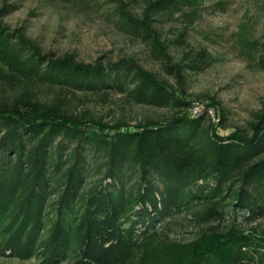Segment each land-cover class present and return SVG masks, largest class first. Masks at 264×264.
<instances>
[{"label":"trees","instance_id":"trees-1","mask_svg":"<svg viewBox=\"0 0 264 264\" xmlns=\"http://www.w3.org/2000/svg\"><path fill=\"white\" fill-rule=\"evenodd\" d=\"M113 1L181 84L183 67L169 62L152 17L193 0H147L140 16ZM251 45L264 69V42ZM0 84L13 90L0 98V256L34 257L33 264H250L249 252L264 248V234L236 227L186 243L156 230L185 210L202 222L230 210L264 216V113L221 134L182 112L190 101L134 58L88 64L43 53L1 20ZM39 86L54 95L40 98ZM107 89L175 112L130 126L64 107V93ZM91 175L98 176L88 184Z\"/></svg>","mask_w":264,"mask_h":264},{"label":"rangeland","instance_id":"rangeland-1","mask_svg":"<svg viewBox=\"0 0 264 264\" xmlns=\"http://www.w3.org/2000/svg\"><path fill=\"white\" fill-rule=\"evenodd\" d=\"M146 1L121 0L134 16L141 15ZM117 5L113 0H0V10H4L0 20L9 30L19 29L43 53L72 56L88 64L134 58L190 101L182 112L206 118L221 134L246 128L255 114L264 113V69L257 63V47L251 45L264 42V0L182 1L152 17L167 44L169 62L183 67L181 84L151 56L147 43L122 22ZM54 93L37 89L40 98L49 99ZM12 94V88L0 84V98ZM64 98L67 110L86 112L110 124L121 121L134 126L146 119L165 120L175 112L134 103L110 89L104 95L76 90L64 93ZM97 176L91 175L88 184ZM245 216L230 210L220 220L202 222L193 211L185 210L157 223L156 230L161 238L176 243L189 242L201 232L227 233L231 227L247 235L264 234V216ZM249 253L253 256L250 264H264V248ZM35 262L34 257L0 256V264Z\"/></svg>","mask_w":264,"mask_h":264}]
</instances>
